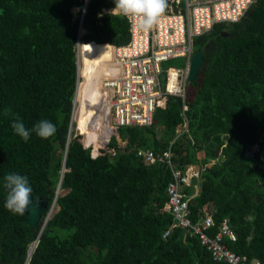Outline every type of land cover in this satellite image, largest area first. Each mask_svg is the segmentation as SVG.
<instances>
[{"label":"trees","instance_id":"1","mask_svg":"<svg viewBox=\"0 0 264 264\" xmlns=\"http://www.w3.org/2000/svg\"><path fill=\"white\" fill-rule=\"evenodd\" d=\"M114 5L88 0L81 12L82 0H0V264H225L211 261L177 226L163 235L173 223L163 209L169 172L136 150L167 148L178 167L199 171L197 192L187 202L191 220L202 208L212 231L227 219L235 239L225 245L264 264V0H251L237 20L214 23L192 38V52L204 50L183 102L166 95L150 125L116 127L122 147L110 136L106 93L102 121L94 125L95 105H83L88 90L80 83L75 129L90 125L79 132L81 144L68 127L76 42L89 46L83 79L93 59L96 77L110 76L108 68L98 72L111 56L107 47L129 39L124 16L100 13ZM17 118L29 130L48 120L56 132L48 139L32 132L25 142L12 128ZM109 136L97 155L83 147L95 150ZM252 144L260 151L245 159ZM9 174L27 179L32 198L47 199L34 226L26 213L5 207ZM59 176L63 193L56 196Z\"/></svg>","mask_w":264,"mask_h":264},{"label":"built area","instance_id":"2","mask_svg":"<svg viewBox=\"0 0 264 264\" xmlns=\"http://www.w3.org/2000/svg\"><path fill=\"white\" fill-rule=\"evenodd\" d=\"M87 1L82 0L81 12ZM250 2L251 0H167L164 14L149 31L138 28V19L124 16L128 24L129 39L123 45H111L116 65H108L111 76L101 79V87L108 90L106 102L110 124L114 128L148 126L151 124L154 109L163 105L166 95L178 96L183 102L186 71L192 54V38L209 30L214 23L237 20ZM114 7L115 5L101 8L100 13H111ZM76 57L78 58L77 48ZM175 58L183 60V64L161 67L162 62ZM78 66L79 60L77 83ZM184 109L185 104L182 103L181 111ZM179 127L180 130L183 129L185 122ZM257 151H260L259 146L252 144L245 149L243 157L250 159ZM136 155L147 163H160L168 168L169 178L165 185L163 209L172 216V226L181 228L189 237H195L211 261L225 264H260L257 259L248 260L246 256L232 252L225 245V239H235L227 219H222L215 231H212V217L209 211L202 208L201 214L191 220L187 204L191 196L185 188H194L199 176L196 168L190 165L178 167L169 148L158 152L137 149ZM170 228L163 235L168 234Z\"/></svg>","mask_w":264,"mask_h":264},{"label":"clouds","instance_id":"3","mask_svg":"<svg viewBox=\"0 0 264 264\" xmlns=\"http://www.w3.org/2000/svg\"><path fill=\"white\" fill-rule=\"evenodd\" d=\"M115 7L111 13L139 20L138 28L149 31L159 21L167 7V0H114ZM77 36L82 33L79 28ZM78 29V30H79ZM79 41L76 42V48ZM15 133L25 142L32 132L42 139H48L56 132L55 125L48 120H41L31 130L27 129L19 118L12 124ZM4 188L7 190L5 207L16 215H24L28 206L32 203V189L27 179L21 176L9 174L4 178ZM56 195V194H55Z\"/></svg>","mask_w":264,"mask_h":264},{"label":"rangeland","instance_id":"4","mask_svg":"<svg viewBox=\"0 0 264 264\" xmlns=\"http://www.w3.org/2000/svg\"><path fill=\"white\" fill-rule=\"evenodd\" d=\"M72 12L75 14L77 12V9L76 8H73L72 9ZM86 46H88V45L81 44V43H79V46H77V51H78V56H79V59L77 58V61L79 60V62H80V60L88 57V52H87L88 49H87ZM78 49L79 50L80 49H83L85 51V54H87V56L86 57L83 56L84 57L83 58L82 57V54L81 55L79 54V50ZM89 62L90 63H88L87 66H89V68H90V69H88V73H90V75L88 74L89 76H87L85 79H83L81 73L78 75V80L79 81H78V83L76 85V90L78 92V87H79V84L80 83L81 84L82 83L87 84V86H85V88L88 91H87V95H85L86 100H85V98L83 99L84 100L83 101V105H86V104H88L90 102H92V104L97 103L96 106H94V108H95V114H94L95 124L94 125H99L100 124V121H102V119H101L102 118V111H103V108H104V103L103 102H100V106H99V98L102 96V94H101V88H102L101 87V79L103 77L102 76L96 77L95 74H97V72H95V71L97 70V67H96V63L94 62V59L93 60H90ZM175 64H179V65H175ZM181 64H182L181 59H176L175 58V59H171V60L166 61V62H162L161 63V67L162 68H165L166 65L180 66ZM100 70L102 71V73L105 72L104 71L105 68L103 70V68L101 67V69H98V72ZM97 105L99 106V108H96ZM106 106H107L106 107V110H108V105H106ZM99 109H100L101 112L98 111ZM107 115H108V124H109V127L113 130V133H111L110 136H112L113 138H115V140L117 142V145L119 147H122L124 145L125 140L121 139V137L117 134L116 130L114 131V127L110 124V116H109V113ZM88 126H90V125L89 124L86 125V126L84 125V127L83 126H79L78 130L75 129V121L72 119V115H71V125H70V128L69 129L72 131L73 134L79 135V137H78V141L79 142H81V134L79 132H81L83 129L87 128ZM176 129H177V132H178L180 130V127L178 126ZM110 136L107 137V139L101 143V146L100 147H97L95 150H93V147L87 146V147L90 148V153L93 154V155H97V154L100 153V150H105L106 149V144H107ZM200 155H201V152H200V154L198 153V156H200ZM61 193H63V190L62 189H59L58 188L55 191L56 196L60 195ZM55 209H56L55 206L53 208H51V209L49 208V210H48V212H47L44 220H46L48 218V216L55 211Z\"/></svg>","mask_w":264,"mask_h":264},{"label":"water","instance_id":"5","mask_svg":"<svg viewBox=\"0 0 264 264\" xmlns=\"http://www.w3.org/2000/svg\"><path fill=\"white\" fill-rule=\"evenodd\" d=\"M78 31H80V29ZM220 35L225 36L226 33L221 32ZM203 50H204L203 48L200 50H195L190 55L188 66H187V71H186V81L187 82H191L195 79L197 75V70L201 64ZM75 57H76V53H75ZM75 63H76V70H77V59ZM76 85H77V81H75L74 92H75ZM74 92H73V99H72V109L74 106ZM72 109H71V114H72ZM70 120H71V115H70ZM70 120H69L68 127H70ZM114 131H115V128H114ZM59 180H60V176L55 186V191L59 188ZM43 183H45V181H43ZM55 191H54V195H55ZM31 199H32V203L28 206L25 212L26 213V223L30 226H34L36 222L38 221L40 215L42 214L44 208L46 207L47 199L39 198V197H35V198L31 197Z\"/></svg>","mask_w":264,"mask_h":264},{"label":"bare ground","instance_id":"6","mask_svg":"<svg viewBox=\"0 0 264 264\" xmlns=\"http://www.w3.org/2000/svg\"><path fill=\"white\" fill-rule=\"evenodd\" d=\"M78 46H79V43H78ZM110 50H111V56H110V58H109V60H107V61H101L100 63H101V66H102V68L104 69V68H107V66L108 65H110V66H115L116 65V61H115V59H114V57H113V51H112V47H108ZM79 50V49H78ZM77 54H78V51H77ZM79 54L81 55L82 54V57L83 56H85V51L83 50V49H80L79 50ZM81 57V56H80ZM78 58H79V56H78ZM84 58V57H83ZM104 63V65H102ZM82 68H83V65H82V60H80V62H79V66H78V74H82ZM108 75V74H107ZM111 76V75H110ZM104 77H108V76H104ZM79 81V80H78ZM107 93V96H108V90H106V89H103V88H101V94H103V93ZM81 95H83V89L79 86L78 87V92H77V90L75 91V104H76V99H77V97H79V96H81ZM101 98V97H100ZM100 98H99V101H100ZM98 106V105H97ZM99 106H100V103H99ZM99 106L98 107H96V108H99ZM74 110H75V106H74ZM99 112H101L100 111V109L98 110ZM74 113L75 112H73L72 113V119H75L74 118ZM75 123H76V121H75ZM78 128L79 127H76V129L78 130ZM84 130V129H83Z\"/></svg>","mask_w":264,"mask_h":264},{"label":"crops","instance_id":"7","mask_svg":"<svg viewBox=\"0 0 264 264\" xmlns=\"http://www.w3.org/2000/svg\"><path fill=\"white\" fill-rule=\"evenodd\" d=\"M81 44H84V43H82V42H80ZM87 47V49L89 48V46H86ZM108 48V47H107ZM87 56V54H85V57ZM182 61V64H183V60H181ZM181 64V65H182ZM106 96H107V93H106ZM107 98H108V96H107ZM102 101V96H101V98H100V101H99V103ZM107 101V100H106ZM96 104L97 103H95L94 105L96 106ZM106 104H107V102H106ZM98 107V106H97ZM73 112H75V110L73 109ZM72 112V113H73ZM103 114H104V112L102 111V118H103ZM72 115V114H71ZM70 122H71V120H70ZM81 143V142H80ZM82 144V143H81ZM83 147H87V146H83ZM168 169V168H167ZM195 186H194V188H191V190L188 192V194L192 197L196 192H197V188H198V181L194 184ZM165 211V210H164ZM166 212V211H165ZM168 213V212H167ZM169 214V213H168ZM170 227H172V224L170 225ZM169 227V228H170Z\"/></svg>","mask_w":264,"mask_h":264}]
</instances>
